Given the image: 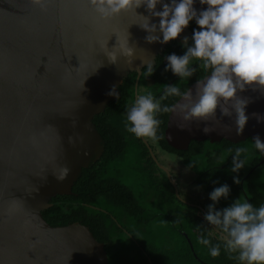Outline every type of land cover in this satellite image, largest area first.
Here are the masks:
<instances>
[{
    "label": "water",
    "instance_id": "obj_1",
    "mask_svg": "<svg viewBox=\"0 0 264 264\" xmlns=\"http://www.w3.org/2000/svg\"><path fill=\"white\" fill-rule=\"evenodd\" d=\"M140 14L148 15L140 7L101 19L88 0H49L43 11L31 0H0V264H108L105 244L89 227L52 226L43 211L101 159L105 141L94 117L119 99L130 73L154 65L173 42L146 43ZM191 35L188 27L175 41ZM128 45L131 57L122 53ZM114 87L118 98L109 95ZM239 95L250 101L242 134L235 114L221 118L219 108L208 121L185 122L176 112L167 143L187 150L192 140L238 143L259 134L264 141V122L252 116H264V91Z\"/></svg>",
    "mask_w": 264,
    "mask_h": 264
},
{
    "label": "trees",
    "instance_id": "obj_2",
    "mask_svg": "<svg viewBox=\"0 0 264 264\" xmlns=\"http://www.w3.org/2000/svg\"><path fill=\"white\" fill-rule=\"evenodd\" d=\"M196 27L194 22L189 25L191 32ZM173 52L183 53L176 41L158 56L154 75L130 73L119 87V99L94 117L105 141L101 159L83 169L71 194L52 198L43 217L52 226L79 222L89 227L105 244L108 264H239L223 250L220 257L212 258L198 242L197 227L201 225L211 231L213 243L220 240L203 219L207 204L181 191L176 176L160 163L159 153L178 156L208 195L220 186L213 181L230 185L229 199H222L218 208L227 207L238 197L258 207L264 203V155L255 150L252 139L238 143L192 140L187 150H177L164 136L170 113L159 116L162 123L157 140L137 138L127 131V111L136 100L139 86H146L157 97L167 84H178L183 90L203 75L197 72L190 80H180L165 72L166 56ZM175 99L166 98L163 103L171 104ZM236 148L247 149V166L239 173V185L229 171L233 154L229 149Z\"/></svg>",
    "mask_w": 264,
    "mask_h": 264
},
{
    "label": "clouds",
    "instance_id": "obj_3",
    "mask_svg": "<svg viewBox=\"0 0 264 264\" xmlns=\"http://www.w3.org/2000/svg\"><path fill=\"white\" fill-rule=\"evenodd\" d=\"M101 19H110L129 9L144 7L148 15L140 14V28L147 33L148 44H168L182 36L194 22L191 37L183 36L181 55L175 52L166 56L165 72H171L180 80H190L197 72L195 91L178 84L164 86L163 95L157 98L151 92L137 95L126 116L127 131L137 138L159 139L158 131L164 113L179 112L185 122L216 119L219 108L221 118L235 114L238 135L244 132L249 121V100L239 93L248 88L264 91V0H88ZM42 11L49 0H31ZM199 3L202 7L196 8ZM162 10H157V6ZM158 18V23L153 22ZM133 49L127 46L123 55L131 57ZM109 57V55H108ZM115 62L117 55L111 54ZM155 66L148 64L146 76L155 74ZM109 95L117 97L115 87ZM166 98H176L165 104ZM257 122L264 116L253 113ZM213 129L205 127L204 131ZM252 142L255 150L264 155V141L257 134ZM232 152L230 173L233 182L241 183L239 173L247 166V149H229ZM209 193L212 201L203 216L212 230L220 235L213 243L211 231L198 226V242L208 249L212 258L221 256L222 250L239 264H264V203L258 207L248 199L238 197L227 207L218 208L220 201L228 200L231 187L227 183ZM232 254H236L233 256Z\"/></svg>",
    "mask_w": 264,
    "mask_h": 264
},
{
    "label": "flooded vegetation",
    "instance_id": "obj_4",
    "mask_svg": "<svg viewBox=\"0 0 264 264\" xmlns=\"http://www.w3.org/2000/svg\"><path fill=\"white\" fill-rule=\"evenodd\" d=\"M173 43V42H172ZM164 51H166V50H164ZM164 51L160 54V55H162L163 53H164ZM159 55V56H160ZM157 60V59H156ZM165 61H166V59H165ZM156 65V63L154 64V66ZM144 68H146V67H144ZM143 68V69H144ZM143 69H142V71H143ZM142 75V72H141V74H140V76ZM148 92H151V91H148L147 90V88H146V86H143V85H141V86H139V88H138V95H143V94H146V93H148ZM163 95V93H160V94H158V96H157V98H160L161 96ZM168 155H172V154H170V153H167ZM174 157H176L177 158V160H179V162H180V158L178 157V156H176V155H174ZM181 162H182V160H181ZM180 165L181 166H183L186 170H187V168L185 167V165L183 164V162L182 163H180ZM163 167L165 168V169H169V168H167V166H165V165H163ZM170 172L172 173V174H174L175 175V172H173V171H171L170 170ZM176 176V178H175V181H176V183H177V185L179 186V188L181 189V191H182V187H181V184H179V182H178V180H180V182H182L181 180H183V178H186L185 179V184H187L188 182H187V179L188 178H192V180H193V183H192V185L193 186H195V190H193V191H191L190 193H188V194H190V195H188V196H191V197H195V195H197V192H196V188H198L199 189V193H201V198H197V197H195L196 199H194V200H198V201H200V202H204V203H206L207 204V206L210 204V203H212V201L209 199V195L203 190V189H201V187L198 185V183L195 181V178H193V177H191L192 176V173L189 171L188 173L186 172V171H181V175H175ZM178 177H179V179H178ZM185 184L183 185V187L185 188ZM187 189V188H186ZM204 209H206V208H204ZM207 210V209H206Z\"/></svg>",
    "mask_w": 264,
    "mask_h": 264
},
{
    "label": "rangeland",
    "instance_id": "obj_5",
    "mask_svg": "<svg viewBox=\"0 0 264 264\" xmlns=\"http://www.w3.org/2000/svg\"><path fill=\"white\" fill-rule=\"evenodd\" d=\"M159 161L162 165L167 166V168H169L171 171L175 172V175H181L182 170L186 171L187 173L189 172L188 169L186 170L183 166L180 165V163H182L181 160L179 162V160H177V158L174 157V155H168V154H165L164 152H161V153H159ZM178 179H179V177H178ZM185 179L186 178H183V180H181L182 182H180V180H178V182H179V184H181V187L183 188L182 192L185 195H190L188 193L195 190V186L192 185V183H193L192 178L187 179V182H188L187 184H185L186 183ZM184 184H185V188L183 187ZM196 192H197V195H195V197L201 198L202 196H201V193H199L198 188H196ZM189 197H191V196H189ZM195 197H191V198H193V200H194V199H196Z\"/></svg>",
    "mask_w": 264,
    "mask_h": 264
}]
</instances>
